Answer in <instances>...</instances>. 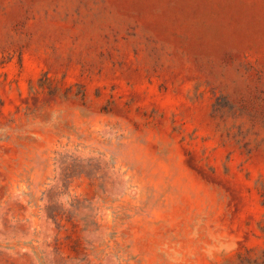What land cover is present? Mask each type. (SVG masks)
<instances>
[{"label": "rangeland", "instance_id": "1", "mask_svg": "<svg viewBox=\"0 0 264 264\" xmlns=\"http://www.w3.org/2000/svg\"><path fill=\"white\" fill-rule=\"evenodd\" d=\"M0 264H264V0H0Z\"/></svg>", "mask_w": 264, "mask_h": 264}]
</instances>
